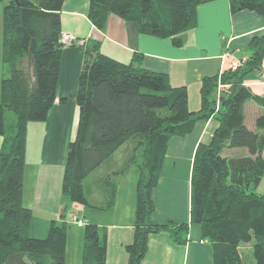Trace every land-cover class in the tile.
Returning a JSON list of instances; mask_svg holds the SVG:
<instances>
[{
    "label": "trees",
    "instance_id": "1",
    "mask_svg": "<svg viewBox=\"0 0 264 264\" xmlns=\"http://www.w3.org/2000/svg\"><path fill=\"white\" fill-rule=\"evenodd\" d=\"M88 1V18L100 30L116 15L133 37L173 38L180 46L179 36L197 27L198 7L216 0ZM229 2L233 13L248 10L264 18V0ZM64 3L9 0L3 10L0 264H66V211L61 220L51 221L45 238H35L32 210L23 204L28 126L46 121L57 98ZM247 49L245 62L222 73L229 87L220 95L219 107L214 97L217 75L202 80L201 108L191 111L187 88L174 87L167 74L144 69L141 54L135 52L132 61L124 63L103 54L96 41L86 45L76 94L79 123L68 148L62 192L70 202L89 206L84 181L135 140L125 166L105 178L101 207L114 208L119 180L136 169L134 238L125 248L127 264H142L152 234L165 231L174 243L185 245L191 225L211 242L214 264H264V195L256 191L264 176V114L257 118L256 130L247 127L245 114L250 100L264 109V99L245 85L249 74L263 68L264 35L253 37ZM213 116L219 126L209 144L197 147L193 160L190 222H154L153 191L169 140L189 134L197 121ZM241 148L248 155H224L226 149ZM82 227V264H106V230L94 223ZM248 243L254 262L240 251Z\"/></svg>",
    "mask_w": 264,
    "mask_h": 264
},
{
    "label": "crops",
    "instance_id": "2",
    "mask_svg": "<svg viewBox=\"0 0 264 264\" xmlns=\"http://www.w3.org/2000/svg\"><path fill=\"white\" fill-rule=\"evenodd\" d=\"M8 1L0 0V84L3 73V10ZM88 11V0H65L61 12L62 32L73 35L77 41L72 46L64 45L62 48L57 98L48 119L28 126L23 204L33 213V237L45 238L51 221L61 220L64 211L66 215L76 212L83 223H94L106 230V264H127L125 248L134 238L136 179L129 181L124 180V177L119 180L116 203L111 210L101 209L106 196L103 182L109 175L99 176L98 171L105 164L84 181L90 204L85 206L90 209L89 212L84 211V205L70 202L62 192L68 148L76 136L79 123L80 110L76 94L86 45L96 41L103 54L124 63L131 62L135 52L141 54L142 67L167 74L174 87L185 86L191 111H198L201 108L202 80L217 76L246 60L252 38L264 35V18L248 10L233 13L229 0L209 2L198 7L197 27L182 33L179 36L182 45L176 46L173 38L145 34L131 36L124 20L116 15H111L105 28L100 30L89 20ZM245 85L264 99V61L260 72H253L246 77ZM214 97L218 108L217 92ZM245 114L247 127L256 130V120L264 114V109L250 100L245 104ZM218 126L219 121L213 116L197 121L189 134L173 136L169 140L159 183L153 191L156 205L154 222H190L195 152L200 144L210 143ZM2 142L0 136V149ZM224 155L245 156L248 151L226 149ZM92 178L99 179L100 187L94 199H91L88 184ZM256 191L264 195V176ZM72 227L75 226H70L67 236L66 264H82L80 246L84 245V236L80 230ZM74 235H77L81 244L80 255L69 260V244ZM142 264H214L213 247L208 239L201 238L200 229L196 225L190 226L185 245L174 243L169 233L163 231L150 235L148 251Z\"/></svg>",
    "mask_w": 264,
    "mask_h": 264
},
{
    "label": "rangeland",
    "instance_id": "3",
    "mask_svg": "<svg viewBox=\"0 0 264 264\" xmlns=\"http://www.w3.org/2000/svg\"><path fill=\"white\" fill-rule=\"evenodd\" d=\"M4 5L5 4H3V7H4ZM0 9H2V8L0 7ZM1 39H2V33L0 32V40ZM76 41H75V43H76ZM134 145H135V140L129 141L125 145H123L117 152H115V154L108 161H106V163H105V165H103L102 169H100V171H98L99 176L105 177L106 175H110L113 171H117V170L122 169L125 166L127 158L129 157V155L131 153V150H132L131 148ZM242 149H245V148H241L239 150H242ZM136 175H137L136 169H133L126 176V178L124 180L132 181V180L136 179ZM98 180H99L98 178H96V179L92 178V179H89V181H88L91 199L97 198V195L99 194L100 187H99ZM91 199H90V201H92ZM83 207H84V211L86 210L87 212H89L90 209L87 206L84 205ZM67 217L70 220L69 228H70V226H75V227H72V229L80 230V233L83 234V231H82L83 229L79 228L78 224L73 222L72 212L69 213L67 215ZM79 217L80 216H78V219H79ZM84 225H85V223L82 222L81 227ZM80 245H79V240L77 239V235H74V237H72L71 242L69 244V255H70L69 260L71 258H75L77 256L79 257V255H80L79 246ZM251 245H252V243L242 244L241 253H243L244 259L246 258L247 261L249 260L251 262H254L252 251L249 249L251 247ZM82 246H83V244H82ZM82 246H80L81 251H82Z\"/></svg>",
    "mask_w": 264,
    "mask_h": 264
},
{
    "label": "built area",
    "instance_id": "4",
    "mask_svg": "<svg viewBox=\"0 0 264 264\" xmlns=\"http://www.w3.org/2000/svg\"><path fill=\"white\" fill-rule=\"evenodd\" d=\"M76 39L73 35L69 34V33H63L62 34V43L64 45H68V46H71L75 43ZM246 60H243L242 62H245ZM239 64H235L233 68H236L238 67ZM229 85L225 84L222 82V73L218 75V83H217V94L220 98V95L222 94V92L228 88ZM78 214L77 213H74L72 216L73 218V222H75L76 224H78V226H81L82 225V222L78 219Z\"/></svg>",
    "mask_w": 264,
    "mask_h": 264
}]
</instances>
